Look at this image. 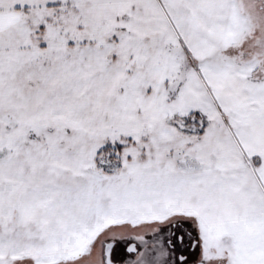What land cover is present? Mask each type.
<instances>
[{
  "label": "snow or ice",
  "instance_id": "snow-or-ice-1",
  "mask_svg": "<svg viewBox=\"0 0 264 264\" xmlns=\"http://www.w3.org/2000/svg\"><path fill=\"white\" fill-rule=\"evenodd\" d=\"M0 264H264V0H0Z\"/></svg>",
  "mask_w": 264,
  "mask_h": 264
}]
</instances>
